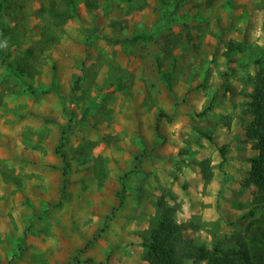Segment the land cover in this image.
<instances>
[{"label":"rangeland","instance_id":"374dc122","mask_svg":"<svg viewBox=\"0 0 264 264\" xmlns=\"http://www.w3.org/2000/svg\"><path fill=\"white\" fill-rule=\"evenodd\" d=\"M1 1L0 31L8 27L17 42L0 34V49L21 56L38 41L49 0ZM74 7L40 74L27 81L35 93L0 62V264H109L113 249L129 243L117 237L126 220L147 223L136 234L151 244L157 197L180 205L189 171L202 176L203 161L212 176L225 174L220 150L231 147L223 138L232 120L244 130L250 121L252 74L264 67V42L254 44L264 40L255 32L264 0H99L90 11L74 0ZM249 36L242 53L226 56L230 41ZM247 172L245 201L230 207L226 198L218 218L200 225L206 234L184 232L219 253L186 264H217L238 237L248 242L264 229L258 190L243 185ZM257 243L254 264L264 261Z\"/></svg>","mask_w":264,"mask_h":264},{"label":"trees","instance_id":"16d2710c","mask_svg":"<svg viewBox=\"0 0 264 264\" xmlns=\"http://www.w3.org/2000/svg\"><path fill=\"white\" fill-rule=\"evenodd\" d=\"M87 10L98 8L99 0H79ZM211 2L207 5L209 6ZM2 1L0 0V15L2 12ZM44 16V24L40 29L39 39L36 44L28 47L20 53L21 56L11 57L10 52L4 54L0 49V62L5 66L8 73L25 83L29 93H35L33 86L27 81L32 80L39 75L42 67L46 64V52L57 45L64 35V25L70 21L76 14L74 0H49L46 6L42 7ZM0 34L3 38L12 39L13 44L17 42L12 30L8 27L1 28ZM8 35V36H7ZM6 36V37H5ZM18 45V44H16ZM245 45L242 42L230 41L226 46V56H232L235 53H242ZM257 63H260L257 62ZM166 90L174 96L170 84V76L165 73L162 75ZM256 87L253 93L248 95L250 101L247 107V113L250 121L245 126V141L251 142L254 150L258 151V155L251 157L249 163L251 169L246 173L244 186L253 185L258 190L256 198L258 209L264 212V67L259 66L255 74ZM42 91V93H47ZM62 110L66 114L73 117L72 113L67 110L66 99H64ZM63 140V138H61ZM63 142L60 141L59 146ZM220 155L223 158L224 153L220 150ZM202 178L205 183H208L212 174L207 171L206 161L200 163ZM66 165L63 164L64 182L66 176ZM103 173V172H102ZM103 174H99L98 178L101 182ZM123 188V185H122ZM65 190H62V197L65 196ZM170 196V193L167 194ZM163 194L157 197L155 207L157 212L156 218L152 225L151 244L146 243L143 247L142 259L148 264H186L188 261L197 263L206 261L214 257V253L219 251L208 249L203 243L195 244L192 240L184 238L186 224L178 223L175 220V214L179 210V205H170L165 202ZM122 198L119 199L121 204ZM253 216V211L250 212ZM245 237L237 238L239 243L238 248L232 249L230 253L224 255L223 252L216 255L217 264H254L251 257V244L258 242L259 248L257 252H264V229L257 230L255 236H251L249 241H245ZM261 244V248H260ZM257 246V245H256ZM260 254V253H259ZM259 256L255 255V258ZM86 264H92L90 258L84 261ZM257 264H264L260 261Z\"/></svg>","mask_w":264,"mask_h":264},{"label":"crops","instance_id":"0c3cea01","mask_svg":"<svg viewBox=\"0 0 264 264\" xmlns=\"http://www.w3.org/2000/svg\"><path fill=\"white\" fill-rule=\"evenodd\" d=\"M254 0H248L251 2ZM241 10V9H240ZM260 11V21L256 26V33H261L260 37H264V9ZM243 14V12L241 13ZM251 14L244 15L241 25L245 29V33L250 31V24L245 18H250ZM246 34H249L248 32ZM248 36V35H247ZM250 40H253L249 36ZM259 38V37H258ZM241 40V39H240ZM259 40V39H258ZM254 43L257 47H262L264 40L260 39ZM237 42H242L237 39ZM258 70V69H256ZM250 74V73H248ZM251 75V74H250ZM252 76H255V71ZM242 125L237 120H232L230 124V133L223 138V144L230 145L231 149L224 154V157L220 160L224 161L225 174L218 173L213 170V176L208 183H205L199 169L193 174L189 171L191 176L187 190L183 192V195L179 197V214L178 223L186 224L187 231L196 234L207 232L200 225H206L207 222H213L218 218V211L225 209L227 205V199L230 200L228 206L237 205L242 201H245V196L241 191L243 190L241 185V176L243 172H247L250 169L251 164L249 159L258 155V151L254 150L251 142L245 141V130L242 129ZM204 158V157H200ZM214 163L212 162L210 166ZM227 172H229L227 174ZM245 193V192H244ZM236 201V202H235ZM235 202V203H233ZM194 219V225L190 224V221ZM197 220V221H196ZM129 223V229L123 230L119 228L117 230L119 239H127L129 243H122L121 247L113 249L110 256L109 264H147L144 260L140 259V255L143 252L142 245L138 243L139 239L136 234L138 230H145L148 228L147 223L144 224L142 220L135 221L126 220ZM200 222V223H199ZM206 228V227H205ZM114 233L115 232H111ZM124 241V240H123Z\"/></svg>","mask_w":264,"mask_h":264}]
</instances>
